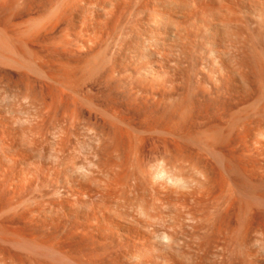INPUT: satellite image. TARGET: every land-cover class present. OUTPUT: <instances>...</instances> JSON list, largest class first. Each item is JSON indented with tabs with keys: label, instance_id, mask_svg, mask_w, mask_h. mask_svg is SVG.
Listing matches in <instances>:
<instances>
[{
	"label": "rangeland",
	"instance_id": "374dc122",
	"mask_svg": "<svg viewBox=\"0 0 264 264\" xmlns=\"http://www.w3.org/2000/svg\"><path fill=\"white\" fill-rule=\"evenodd\" d=\"M92 1L0 0V264H119V261L120 264H187L188 259L192 258L189 253L191 255L192 253L195 254L192 249L197 251L198 247H203V244L207 242L202 240L206 237L202 239L200 237L204 235V232L210 231L211 233V230L207 229L209 225L217 232L220 231L218 228H221L218 233L213 230V233L218 234L215 236L216 238L220 237L222 240L223 235L225 236V233H227L223 240L227 237V241L224 242L227 244L229 241L231 246L228 248L226 244H221L223 247L220 246L222 240V242L218 241L219 243H216L219 247L215 244L218 238L215 241V238L212 237L214 241L211 240L214 244L209 243L208 239V243H205L207 247H201L203 250L214 251L212 248L214 245H216L214 246L215 250L220 248L218 250L223 249L226 251L227 249L229 251V249H234V247L237 249L239 246L242 248L245 246L242 242L243 238L246 241L245 243H248L247 234L245 233V235L239 231L240 224L244 222L243 219L246 217L244 213L247 211L246 215L251 220L254 217L260 218L264 215V210L261 211V208L256 206L257 204L248 203L249 194L244 195L246 192L252 193L254 190H256L255 194H264V191L257 192V190H261L260 187L263 186L262 181H264V175L262 176V172H264V134L259 135L260 128H264L261 127L264 124H261L264 120V56L244 55L245 58L238 57L232 60V65L235 66L236 64L235 69L238 68L236 70L239 72L235 71L239 74H234V70L232 72L207 70L206 72L200 58L190 57L188 54L184 55L181 51L178 52L180 47H177V49L171 46L173 51L177 49V54L170 49L168 50V46L164 51H157L154 46V49H149L151 48L149 44L151 42H148L150 40L147 41V38L150 39V32L147 30L151 31L152 29L151 25L148 26L151 23L147 24V22L152 18L148 20L153 11L151 13L148 9L152 8L153 1L156 0H149V2L148 0H141L145 5H149V3L150 6L152 5L151 7L148 6L147 9L144 4H139V0V3L136 0H120L121 2L119 0H101V2L96 0L95 2L94 0L95 3ZM110 2L111 4H109ZM117 2L118 4H116ZM105 5L106 7H103ZM109 6L117 9L113 8L114 12L109 13V11H113V9L110 10ZM124 6H128L129 10L132 6L134 7L131 8L130 14H128L129 10L128 8L125 9ZM132 9H139L141 12L138 10L140 14H137L138 12L136 11V13ZM144 12L149 13L146 15L147 19L146 16H143ZM134 14L136 18H140V24L144 23L142 26H144L146 35H144L143 27L140 25L142 28L140 29V26H138V19L136 21V24H138L131 27V22L136 19L133 18ZM151 16H154V14ZM144 17L148 20L147 22ZM129 19L130 21H128ZM136 28H139L140 32L143 30V33H140ZM136 31L140 36L138 33L135 34ZM141 37L142 42L139 40ZM123 43L127 44L124 45ZM121 44L123 45L122 49L119 48ZM168 44L171 45L172 43ZM147 46H150L147 48L148 50L144 48ZM117 48L119 49L117 50ZM115 50L117 52L113 53ZM150 50L153 51V54ZM154 51L158 53L156 54ZM132 53L137 54L133 55ZM116 54H118V57H115ZM113 55L114 63L111 64ZM177 56L182 57V60ZM183 56L186 57L185 59L189 57L188 61L190 62L183 60ZM109 63L111 67L109 66L108 70L111 71L110 74L113 73L110 75L111 78L107 71ZM156 63H159V65ZM191 65L193 66L190 67ZM113 66L118 71H114ZM143 66L158 69H155L151 74H146L142 69ZM113 71L118 72L120 75L116 74L113 77ZM120 72L125 76H121ZM174 74L176 76L173 78ZM116 77L121 78L119 82L122 83H119ZM136 87L139 89H135ZM131 88L135 93L132 92ZM123 89L124 91H122ZM135 96L136 98H134ZM113 97L115 106L108 104L112 103ZM220 98L222 99L221 103L224 99L232 101L225 103L227 106L222 103L224 110L227 109L225 110L227 111L225 112L226 116L219 115L221 117L217 116V118L221 119H214L218 115L216 114L218 110L216 112L213 109H216L217 105H222L219 102ZM235 99L236 105L232 103ZM102 100L105 104L107 101L108 105H106L109 108L104 107L105 104ZM225 100L224 102H226ZM137 103L140 105L137 106ZM229 104L234 106L230 107ZM110 105L113 108H110ZM151 105L153 106L151 107L152 110L149 107ZM115 107L117 108V110L115 109L116 112L114 111ZM227 107H230V110ZM181 110L183 113L189 111L187 112L188 119L186 121L188 126H191L187 128L186 121L185 126L184 124H178L182 127L181 130L183 129V133L179 134L180 130H177V133L175 131L178 125L174 124L175 128L172 125L179 122L173 121L180 116ZM202 110L203 113H200ZM177 111L178 113H176ZM220 111L219 113H224L223 110ZM204 112H211V114H205ZM140 113H143L145 118L150 116L151 118L145 120ZM151 113L153 114L149 116ZM147 114L148 116H146ZM209 114L215 115L213 121L209 118L211 117ZM126 116L127 119L132 118L133 121L131 119L130 121L127 120L131 124L126 121ZM223 116L225 117L224 120L222 119ZM138 117L139 119H137ZM154 117L156 119L161 117L166 120H159L160 125H158ZM185 118L181 116L180 121ZM207 118L210 122L212 121V124ZM201 119L205 121L202 122ZM144 120L146 123L148 120V125ZM153 120L156 122H153ZM160 121L161 123L163 121V124ZM132 122L133 124L137 123L135 126L138 130L141 128L139 130L141 133L142 129L149 125H154L153 127L158 125L157 130L160 128L161 130H159L160 132L155 131L156 128L152 129L151 126L148 129L146 128L147 130L144 129L148 131V136L150 134L151 138L148 140L147 133L143 132L146 137L143 140L147 141L140 139V142L142 140L145 144L140 143L138 136L141 133L138 132L137 128L134 129ZM217 122H220L219 124L223 123L219 126ZM123 123L126 124V127L123 126ZM144 123L146 126H144ZM154 123L157 125L155 126ZM161 125L168 127V130L161 127ZM210 125L211 127L207 129H212L213 132L210 133L211 130L208 132L210 134L216 133L213 136L211 135L212 137L204 129L205 126ZM241 126L243 129L246 127L243 130ZM127 127L134 132L130 131L131 138L130 136L127 137L129 133L124 130ZM151 129L158 133L155 134ZM199 129L200 131H198ZM202 129L207 133L202 132ZM163 130H167V133L170 131L174 133L178 146L185 148L181 149L183 153L174 149L173 146H178L175 141V145L173 143L175 138L171 140L173 133H169L172 134V137L169 134H163L164 136L168 135L165 138L171 141L166 142V139L161 135L164 132ZM261 133H264V129ZM160 135L162 136L160 140H165L166 146L163 144L165 151L171 143L173 146L169 147L173 151H177L173 152L169 149L174 153L173 155H175V152H180L181 157L184 154L186 158L191 159L190 161H182L190 162L191 165L193 159L192 163L195 162L197 168L195 164L192 165L194 168L192 166L188 168V163V165L185 164L187 168L185 166L177 167L176 165L180 163L177 161L180 160L179 155L177 154V158L174 156L173 159L170 151V157L173 159L171 163L176 160L177 164L175 162V166L172 165L173 168H168L170 162H166L164 159L166 157L163 158L161 155L167 154V159L170 157L168 151L162 154L164 150L162 149V143L159 141ZM203 136L207 137L204 138ZM206 139L210 142L209 144H206ZM131 140H133V143ZM200 140H204V144L207 146L205 145L206 147L202 148L204 145ZM129 142L133 145L131 147L138 149L139 153L136 152L139 156L143 157L145 152L143 158L145 160L140 159V161L145 162L147 159V162H145L147 164L142 165V167L139 166L140 169L133 165L135 160L132 159L136 158L137 153L135 154L134 148H129ZM134 142L146 146L140 147L142 149L139 150V147L136 148L137 145L135 147L137 143ZM157 142H159L158 145L161 143V146L159 145L161 150L158 147L156 148ZM139 143L138 146H140ZM167 143H169L168 146ZM154 144H156L155 151H153L154 148L150 149ZM208 145L210 148H214V150L212 148V154L208 152ZM126 148L127 150L128 148L132 149L133 151H131L135 156L133 157L134 154L130 153V150L127 151V153L129 152L127 154ZM146 151H148V155ZM215 151H217L216 155ZM156 157H159V159H156ZM160 157L164 160H160ZM218 157L219 159L221 157L222 160L220 159V161ZM186 158L183 157L182 159ZM158 160L165 161V164L168 163L166 164L167 170L173 169L172 174L169 173L172 175L170 176L173 177V174L178 175L179 179L181 178L178 182L183 181L182 185H179L176 181L177 176L174 178L176 179L174 182L177 183L173 182L178 185L176 189H173L176 187L174 184L175 187H168L170 182H153L152 175L154 172L151 174L150 165ZM143 162L140 165L144 164ZM231 165L234 166V171H232L233 167L231 168ZM235 168H245L246 171L250 168L251 170L248 169L249 173H247L249 175L252 172V174L248 178L246 172V175L243 172L245 169H241L242 180L245 181V178L248 180L249 178L254 179L249 180L251 182L258 180L260 182H257L259 189L257 185L255 189L251 188L254 185L250 182L251 185L249 186L248 181H246V184H248L246 185L237 174L239 171L236 172ZM254 168L256 172L261 168L263 169L257 174L253 172ZM224 169L231 170L234 174L230 171L229 173L228 170L226 172ZM253 173L254 176L255 173L257 175L255 178ZM259 173L263 178H257L260 175ZM171 180L173 181V179ZM238 180L241 181L238 182ZM241 182H244L245 188H250V191L245 188L241 190ZM255 182L254 184H256ZM235 183H237V186ZM179 186H181L180 191H178ZM238 189L245 191V193L242 192L244 193L242 194ZM225 203L230 205L224 210L226 213L223 211L226 208ZM232 203H236V206L233 207L235 204L232 205ZM228 208L234 209L231 211ZM247 208L250 211H256L254 217L252 212L251 216L248 214L249 210ZM101 211L103 216L100 213ZM112 216H116V218ZM249 217H246V219L249 220ZM124 219L130 220V222L131 220H135L134 222L138 220L139 222L133 225L130 222L128 224ZM141 219L149 220L152 224H148L149 230L152 228V230L157 231L146 233L148 228L146 231L144 227L143 229L140 227L141 223L144 222ZM145 222L147 223L146 220ZM215 222L216 225H214ZM246 222H244L245 225ZM139 223L140 225L136 226ZM212 223L215 228L213 225L211 226ZM145 224L142 223L143 226ZM241 225L247 227L243 223ZM225 228L229 231L222 230ZM243 230L245 231V229ZM163 231L168 232L169 235L166 236ZM157 232H161L160 234L163 232L166 237H159L162 239L157 241L159 235ZM171 232L177 234L174 233V237L179 236L180 240L178 241L182 240L187 251L191 247V251L185 254L183 252H186V250H181L183 246L181 247V242L178 244L177 241L181 253L187 255V258L188 255L190 256L188 259L185 255H176L179 248L178 250L174 249L175 245L170 243L173 241ZM155 233L156 235H154ZM208 233L206 234L209 235ZM238 233L244 235L239 234L238 236ZM231 234L233 235L231 237L234 240L233 244L229 239ZM169 236L172 238L171 241H169ZM155 237H157V240ZM234 237L236 240L241 239L240 244L237 242L239 246H236ZM165 239L167 242L163 241ZM199 239L203 241L200 242L202 245L200 243V245H197ZM161 240L164 246L167 247L170 243L169 246L172 247L173 245V247L170 249L167 247V250H164L166 248L158 243L162 242ZM137 241H140V243ZM125 242L131 243L125 244ZM108 243L109 245H107ZM111 243L113 246L110 245ZM144 243L145 245L147 243V245H143ZM154 243L157 248L153 245ZM166 243L168 244L166 245ZM123 244L124 247L121 246ZM209 244H213L212 247ZM127 245L131 247L128 248ZM224 246L226 249H224ZM134 247H136V250H133ZM140 247H142V250H140ZM144 247L149 248L150 252L148 253L149 250ZM172 249L177 253L173 252ZM202 249L197 252H201L200 255L203 257L205 252ZM172 252L174 255H172ZM175 257H183V259L180 258V260ZM133 258L136 260H132ZM210 258L212 259V257ZM114 259H118V262ZM201 260L203 259H195L194 263L201 264ZM189 261H192V259Z\"/></svg>",
	"mask_w": 264,
	"mask_h": 264
},
{
	"label": "bare ground",
	"instance_id": "6f19581e",
	"mask_svg": "<svg viewBox=\"0 0 264 264\" xmlns=\"http://www.w3.org/2000/svg\"><path fill=\"white\" fill-rule=\"evenodd\" d=\"M94 1V0H93ZM92 1V2H93ZM103 1V0H102ZM108 1H110V0H108ZM120 1V0H119ZM122 1V0H121ZM120 1V2H121ZM125 1V0H124ZM124 1H123V3H124ZM129 1H131V0H129ZM129 1H128V4L130 5V3H129ZM137 2H138V0H136ZM140 1V3L139 4H141L142 3V1L141 0H139ZM145 1V0H144ZM95 2H96V0H95ZM95 2H93V3H95ZM100 2H101V0H100ZM113 2V1H112ZM136 2V3H137ZM148 2H149V0H148ZM154 2V4H153V6H152V8H150V9H152V10H150V9H148L151 13H152V11H153V14H154V16H151V15H153V14H150V16H149V18H148V20L150 19V21L149 22H147L148 20H146L147 19V14H149V13H147V12H144V15L143 16H146V19H145V17H144V19L146 20V22H147V24H149V23H151V24H149L148 26H150L151 25V31L150 30H147V31H149L150 32V39L149 38H147V41L148 40H150V41H148V42H151V43H149L150 44V46H151V48H149V49H156L157 51H164L166 48H167V46H168V50L170 49L171 51H173L172 50V48H171V46L173 47H180V49L178 50V52L179 51H181V53H183L184 55L185 54H188L190 57L191 56H196V57H198V58H200L201 60H202V66H203V68L204 69H206V72H207V70L208 71H213V72H218V71H221V72H232L233 70H234V74H236L237 72L236 71H238V70H236V69H238V68H236L235 69V66H236V64H235V66L234 65H232L233 64V62H232V60H235V59H237L238 57H241V58H245V56L244 55H251V56H264V0H156V1H153ZM115 3V2H114ZM109 4H111V2L109 3ZM116 4H118V2L116 3ZM139 4L138 5H136L137 7L139 6ZM142 4H144V6H147L146 7V9L148 8V6H150V3H149V5H145V3H142ZM152 4V3H151ZM103 5V4H102ZM134 5V4H133ZM116 6V5H115ZM143 6V5H142ZM150 6V7H151ZM103 7H106V5L105 6H103ZM108 7V6H107ZM110 7V10L111 9H113L114 7H112V6H109ZM112 7V8H111ZM125 7V6H124ZM123 7V8H124ZM134 6H132L131 8H133ZM136 7V8H137ZM126 8H128V6H126L125 7V9ZM131 8H130V10H131ZM142 8V7H141ZM140 8V9H141ZM115 10L117 9V8H114ZM114 9H113V11L111 10V11H109V13L110 12H114ZM128 10H129V8H128ZM130 10L128 11V14H130L129 12H130ZM133 10V9H132ZM135 10V11H134ZM133 11L134 12H138V10L137 9H134ZM141 10H143V9H141ZM108 11V10H107ZM140 11V10H139ZM144 11V10H143ZM142 11V12H143ZM146 11V10H145ZM126 12V11H125ZM136 12V13H137ZM141 12V11H140ZM135 13V14H136ZM146 13V14H145ZM135 14H134V17L133 18H136L135 17ZM137 14H140L139 12L137 13ZM107 15V14H106ZM109 15V14H108ZM110 15H112V14H110ZM137 17H138V15H137ZM128 18H130V17H128ZM137 19H138V21H139V17L138 18H136L135 20L134 19H132V20H134L135 21V23H134V21H132L131 23V27H133V25L135 26V24H136V21H137ZM141 19H143V18H141ZM143 19V20H144ZM127 21V20H126ZM128 21H130V19L128 20ZM128 21L126 22L127 24H128ZM141 21V20H140ZM138 22L137 24H138V26H142V25H144V23L143 24H140L141 22ZM143 22V21H142ZM129 24H130V22H129ZM136 24V25H137ZM141 26H140V29H142L141 28ZM143 27V30H144V26H142ZM130 28V27H129ZM145 28H147V27H145ZM149 28V27H148ZM131 29V28H130ZM139 32H140V30H139V28H136ZM132 30V29H131ZM142 30V31H143ZM140 32V33H143V32ZM131 33V32H130ZM129 33V34H130ZM138 32L136 31L135 32V34H137ZM144 33H145V30H144ZM139 34V33H138ZM147 34H149V33H147ZM144 35H146V33L144 34ZM138 36V35H137ZM139 36H140V34H139ZM142 36H143V34H142ZM143 37H145V36H143ZM146 37H148V36H146ZM140 41L142 40V37H141V39H139ZM138 40V41H139ZM137 41V43H139ZM143 41V40H142ZM141 41V42H142ZM169 41V42H168ZM148 42H146V43H148ZM168 43H172L171 45L170 44H168ZM124 44V43H123ZM127 43H125L124 45H126ZM140 44V43H139ZM149 44H147V45H149ZM152 44V45H151ZM138 45V44H137ZM141 45V44H140ZM181 45H182V47H181ZM119 46V45H118ZM122 44H121V46H119V48L121 47V49H122ZM143 46H145V45H143ZM150 46H147V47H144V48H148V47H150ZM153 46H154V48H153ZM137 47V46H136ZM119 48H117V50L119 49ZM124 48V47H123ZM130 48V47H129ZM135 48V47H134ZM140 49H141V47H139ZM133 49V48H132ZM131 49V50H132ZM137 49V48H136ZM143 49V48H142ZM174 49V48H173ZM178 49V48H177ZM176 49V50H177ZM117 50H115L113 53H116L117 52ZM148 50V49H147ZM175 49H174V51H173V53H176L177 51H176ZM124 51H125V49H124ZM123 51V52H124ZM135 51V50H134ZM151 51V50H150ZM120 52H121V50H120ZM127 52H128V50H127ZM129 52H131V51H129ZM143 52V51H142ZM146 52V51H145ZM149 52V51H148ZM152 52V54H153V51H151ZM156 51H154V53H155ZM122 53V52H121ZM158 52H156V54H157ZM160 53V52H159ZM172 52H171V54H173ZM181 53H179V54H181ZM133 54V53H132ZM134 54H137V53H134ZM133 54V55H134ZM145 54V53H144ZM166 54V53H165ZM177 54V53H176ZM176 54H173V55H175L176 56ZM178 54V55H179ZM118 54H116L115 55V57L117 56ZM139 55V54H138ZM168 55V54H167ZM187 55V56H188ZM129 56V55H128ZM145 56V55H144ZM148 56V55H147ZM160 56V55H159ZM242 56H244V57H242ZM113 57H114V55L111 57V59L113 60V62L111 61V64L112 63H114V59H113ZM118 57V56H117ZM133 57V56H132ZM152 57V56H151ZM177 57H179L180 58V56H177ZM184 57V56H183ZM247 57V56H246ZM144 58V57H143ZM149 58V57H148ZM167 58V57H166ZM182 58V57H181ZM180 58V60H182ZM186 57H184L183 58V60H187V62H190V61H188L189 59V57H187V59H185ZM119 59V58H118ZM145 59V58H144ZM192 59H193V57H192ZM197 59V58H196ZM150 60V59H149ZM194 60H195V58H194ZM132 61V60H131ZM152 61V60H151ZM158 61V60H157ZM199 61V60H198ZM115 62H117L116 60H115ZM123 62V61H122ZM232 62V63H231ZM117 63H119V62H117ZM185 63H186V61H185ZM193 63V62H192ZM197 63V62H196ZM230 63H231V65H230ZM234 63H235V61H234ZM157 65H159V63H156ZM184 64V63H183ZM114 65H119V64H114ZM186 65H188V64H186ZM193 65H194V63H193ZM193 65H191L190 67H192ZM109 66H110V63H109V65L107 66L108 68H107V71L109 72ZM115 66V67H116ZM121 66V65H120ZM198 66V65H197ZM111 67V66H110ZM126 67V66H125ZM136 67V66H135ZM162 67H163V65H162ZM171 67V66H170ZM187 67H189V66H187ZM201 67V66H200ZM117 68V67H116ZM123 68V67H122ZM198 68V67H197ZM112 69H114V66L112 67ZM142 69H143V71L146 73V74H151V73H153L154 72V70L155 69H158V68H153V67H148V66H143L142 67ZM124 70V69H123ZM201 70V69H200ZM236 70V71H235ZM240 70V69H239ZM114 71H118L117 69L115 70L114 69ZM113 71V72H114ZM119 71H120V69H119ZM159 71V70H158ZM157 71V72H158ZM111 72V71H110ZM110 72H109V76L110 75H112V74H110ZM239 72V71H238ZM121 73V72H120ZM130 73V72H129ZM144 73V74H145ZM160 73V72H159ZM120 75L118 72L117 73H115L114 72V75H113V77L115 76V75ZM161 74V73H160ZM159 74V75H160ZM199 74H200V72H199ZM223 74V73H222ZM237 74H239V73H237ZM128 75V74H127ZM126 75V76H127ZM158 75V74H157ZM164 75V74H163ZM121 76H125V74L124 75H122V73H121ZM161 76V75H160ZM176 75L174 74V76H173V78L175 77ZM112 76H110V78H111ZM118 77H120V76H118ZM117 78V77H116ZM149 78V77H148ZM161 78H162V76H161ZM160 78V79H161ZM164 78V77H163ZM204 78V77H203ZM219 78V77H218ZM113 79V78H112ZM124 79V78H123ZM131 79V78H130ZM177 79V78H176ZM216 79V78H215ZM117 80H118V82L119 81H121V78H117ZM175 80V79H174ZM148 81V80H147ZM164 81H166L165 80V78H164ZM219 81V80H218ZM217 81V82H218ZM151 82V81H150ZM224 82V81H223ZM119 83H122V82H119ZM134 83V82H133ZM140 83V82H139ZM138 83V84H139ZM165 83V82H164ZM163 83V84H164ZM130 84H132V82H130ZM160 84V83H159ZM167 84H169V83H167ZM175 84H176V81H175ZM121 85V84H120ZM124 85V84H123ZM125 85H126V83H125ZM129 85V84H128ZM225 85V84H224ZM227 85H228V83H227ZM226 85V86H227ZM133 86V85H132ZM131 86V87H132ZM143 86V85H142ZM175 86V85H174ZM221 86V85H220ZM124 87H126V86H124ZM123 87V88H124ZM135 87V86H134ZM155 87H158V86H155ZM165 87V86H164ZM173 87V86H172ZM218 87V86H217ZM159 88V87H158ZM163 88V87H162ZM166 88H167V86H166ZM166 88H164V89H166ZM176 88V87H175ZM174 88V89H175ZM222 88V87H221ZM130 89V88H129ZM128 89V90H129ZM132 89V88H131ZM135 89H139V88H135ZM154 89V88H153ZM173 89V90H174ZM239 89V88H238ZM133 90V89H132ZM177 90V89H176ZM223 90V89H222ZM122 91H124V89L122 90ZM130 91V90H129ZM154 91V90H153ZM165 91V90H164ZM127 92V91H126ZM133 93H135V91L133 90L132 91ZM132 92H130V93H132ZM140 92V91H139ZM142 92V91H141ZM217 92V91H216ZM226 92V91H225ZM239 92V91H238ZM133 93H132V95H133ZM147 93H149V92H147ZM153 93V92H152ZM217 93H219V92H217ZM222 93V92H221ZM233 93V92H232ZM150 94V93H149ZM166 94V93H165ZM222 95V94H221ZM130 96V95H129ZM128 96V97H129ZM137 97H138V94L136 95ZM136 96L134 97V98H136ZM152 96V95H151ZM155 96V95H154ZM227 96V95H226ZM229 96V95H228ZM227 96V97H228ZM127 97V98H128ZM147 97H148V95H147ZM146 97V98H147ZM221 97H223V96H221ZM240 97V96H239ZM149 98V97H148ZM223 98H226V97H223ZM105 99V98H104ZM103 99V100H104ZM116 99V98H115ZM163 99H164V96H163ZM227 99H229V98H227ZM237 99V98H236ZM236 99L235 100H233L234 102H232V103H234V105H236L235 103H236ZM239 99V98H238ZM102 100V101H103ZM109 100V99H108ZM117 100V99H116ZM128 100V99H127ZM225 100V99H224ZM224 100H223V102L222 103H226L227 104V102L228 103H230V101H232V100H225L226 102H224ZM240 100V99H239ZM100 101V100H99ZM109 101H111V100H109ZM108 101V102H109ZM147 101V100H146ZM217 101H219V100H217ZM217 101H216V105H217ZM221 101H222V99L220 98V103H221ZM113 102H114V97H113V101H112V103H108V104H113ZM129 102V101H128ZM144 102H145V100H144ZM160 102V101H159ZM237 102H240V101H237ZM103 103L105 104V102L103 101ZM142 103H143V100H142ZM142 103L140 102V104H141V106H142ZM161 103V102H160ZM221 103V104H222ZM98 104V103H97ZM97 104H95V105H97ZM101 104V103H100ZM103 104V105H104ZM106 104H107V101H106ZM104 105V107H106L107 105ZM127 104V103H126ZM138 105L137 106H139L140 104L139 103H137ZM225 104V106H227ZM238 104V103H237ZM99 105V104H98ZM114 105V104H113ZM144 106H145V104H143ZM155 105V104H154ZM160 105V104H159ZM158 105V106H159ZM233 105V104H232ZM232 105H228V106H232ZM233 105V106H234ZM115 106V105H114ZM136 106V107H137ZM223 106V104L222 105H220V106H216L217 108L216 109H213L214 111H216V110H218V112L216 113V114H218V115H216L215 113V115H216V117L214 118V119H218L219 117H221V116H219V115H224V116H226L225 115V112H227V111H225V110H227V109H225L224 110V107H222ZM96 107H99V106H96ZM100 107H102V106H100ZM108 107V106H107ZM117 107V106H116ZM114 108V111L116 112V110H117V108ZM150 107V109L152 110V108L151 107H153L152 105L151 106H149ZM187 107V106H186ZM195 107V106H194ZM215 107V106H214ZM230 107H227L229 110H230ZM109 108V107H108ZM110 108H113V107H111V105H110ZM138 108V107H137ZM137 108H135L136 110H138ZM140 108H143V107H140ZM184 108V107H183ZM219 108H221L222 110H223V114H221V113H219V111L221 110V109H219ZM226 108V107H225ZM116 109V110H115ZM132 109V108H131ZM145 109V108H144ZM147 109V108H146ZM186 109H188V108H186ZM205 109V108H204ZM203 109V110H204ZM106 110V109H105ZM108 110H110V109H108ZM133 110V109H132ZM135 110V111H136ZM142 110V109H141ZM150 110V111H151ZM203 110L200 112V113H203ZM211 111L212 113L214 112V111ZM221 110V111H222ZM112 111V110H111ZM149 111V112H150ZM182 111V110H181ZM206 111H209V110H206ZM220 111V112H221ZM133 112V111H132ZM139 112H140V110H139ZM142 112H144V111H142ZM187 112H189L188 110H187ZM185 113V111H184V113L186 114H184L183 113V111L181 112V113H183L182 115H181V113H180V116H178V117H180L179 119H178V117H177V119L175 120L174 119V121L173 122H178V123H173V125H172V127H174V124H186V119H188L187 118V114L188 113ZM211 112H207V113H210L211 114ZM145 113V112H144ZM154 113V112H153ZM153 113H151V114H149V116L150 115H152ZM176 113H178V111L176 112ZM205 113V112H204ZM207 113H205V114H207ZM137 114H138V112H137ZM140 114H142L143 115V113H140ZM209 114V115H210ZM128 115H129V113H128ZM159 115V114H158ZM162 115V114H161ZM178 115V114H177ZM215 115H210L211 117H209V118H211V120L213 121V116H215ZM134 116V115H133ZM132 116V117H133ZM139 116V115H138ZM146 116H148V114L146 115ZM154 116V115H153ZM166 116V115H165ZM176 116V115H175ZM181 116H182V118H185V119H183V120H181L180 121V119H181ZM184 116V117H183ZM201 116V115H200ZM206 116V115H205ZM204 116V117H205ZM217 116H219L218 118H217ZM223 116V120L225 119V117ZM131 117V116H130ZM142 117V116H141ZM156 117V116H155ZM154 117V118H155ZM163 117V116H162ZM126 118V121L127 120H129L130 121V119H131V121H133L132 120V118H129V119H127L128 117L126 116L125 117ZM143 118L146 120V118H151V116L150 117H144V115H143ZM143 118H142V120H143ZM158 118H160V119H156L157 120V122H158V125H160L159 124V120H161V119H163V118H161V117H158ZM206 118V117H205ZM205 118H203V119H205ZM209 118H207L208 119V121H209ZM124 119V118H123ZM133 119H136V118H133ZM137 119H139V117L137 118ZM152 119H153V117H152ZM165 119V118H164ZM163 119V120H164ZM206 119V120H207ZM219 119H221V118H219ZM144 120V121H145ZM166 120V119H165ZM255 120V119H254ZM258 120V119H257ZM129 121H127L128 123H129ZM135 121H137V120H135ZM134 121V122H135ZM141 121V120H140ZM140 121H138L139 123H140ZM144 121H142V122H144ZM155 120H153V122H154ZM172 121V120H171ZM170 121V122H171ZM186 121V122H185ZM199 121H200V119H199ZM201 121H202V119H201ZM205 121V120H204ZM204 121H202V122H204ZM211 121V122H212ZM217 121V120H216ZM222 121V120H221ZM256 121V120H255ZM255 121H253V122H255ZM259 121V120H258ZM264 120H262V122H261V124L262 123H264L263 122ZM156 122V121H155ZM210 122V121H209ZM210 122V124H212ZM215 122V121H214ZM253 122H251V123H253ZM257 122V121H256ZM255 122V123H256ZM127 123V126L129 125V124H131V123H129L128 124ZM145 123H146V121H145ZM145 123H144V126H146V125H148L147 123H148V120H147V123H146V125H145ZM160 123H161V121H160ZM192 123V122H191ZM194 123V122H193ZM192 123V124H193ZM200 123V122H199ZM218 123V122H217ZM220 123V122H219ZM218 123V124H219ZM223 123V122H222ZM221 123V124H222ZM245 123H247V122H245ZM249 123V122H248ZM257 123H259V122H257ZM132 124H133V122H132ZM137 123H135V124H133V126H134V129L135 128H137L135 125H136ZM142 124V123H141ZM155 124V123H154ZM161 124H163V121H162V123ZM165 124V123H164ZM167 124L169 125V123H168V121H167ZM166 124V125H167ZM172 124V123H171ZM185 124H184V126H185ZM190 124V123H189ZM196 124V123H195ZM201 124V123H200ZM199 124V125H200ZM221 124H219V126L221 125ZM254 124V123H253ZM125 125V127H126V124L125 123H123V126ZM138 125H140V124H138ZM157 124H155V126H156ZM157 125V127H159ZM176 125V126H177ZM187 128H189V126H191V125H189L188 126V122H187ZM213 125H215V124H213ZM217 125V124H216ZM215 125V126H216ZM250 125V124H249ZM256 125V124H255ZM121 126V125H120ZM130 126H132V125H130ZM132 126V127H133ZM149 126H151L152 127V129H154V128H156V130L155 131H159V130H161V128L159 129V130H157L158 128L157 127H153L152 125H149ZM149 126H146V128L148 129V128H150ZM170 126V125H169ZM179 126V125H178ZM178 126L176 127V133H177V130H180L181 132H179V134H181V133H183V129L181 130V126H179V129H178ZM184 126H183V128H184ZM196 126V125H195ZM215 126H213V127H215ZM122 127V126H121ZM124 127V128H125ZM161 127H164V129L166 128L167 130H168V127H165V126H162L161 125ZM172 127L170 128L171 129V131H172ZM197 127H198V124H197ZM196 127V128H197ZM202 127V126H201ZM211 127V125L210 126H205V130H207V132L208 131H210V133L211 132H213L212 131V129H207V128H210ZM212 127V128H213ZM244 127V126H243ZM246 127V126H245ZM245 127H244V129H245ZM261 127H264V124H263V126H261ZM146 128H144L145 130H147ZM175 128V127H174ZM195 128V129H196ZM199 128V127H198ZM241 128H242V126H241ZM119 129H120V127H119ZM141 129V128H140ZM139 129V130H140ZM144 129H142V133L143 132H145V134L148 132V131H145ZM151 129V130H152ZM201 129V128H200ZM200 129L198 130V131H200ZM214 129V128H213ZM243 129V128H242ZM243 129V130H244ZM261 130L259 131V135H262V134H264V133H261V131H263V129L262 128H260ZM120 130H122V129H120ZM125 131H128V133H129V135L127 134V137L128 136H130L131 134H130V131H132V129H129L128 127H127V129H124ZM136 130V129H135ZM137 130H138V128H137ZM139 130H138V132H139ZM144 130V131H143ZM167 130L165 131V130H163L164 132L162 133V131H161V135L164 137V139H166L165 137H167V136H164V135H166V134H169L170 132H168L167 133ZM185 130V129H184ZM189 130V129H188ZM197 130V129H196ZM195 130V131H196ZM239 130V129H238ZM242 130V131H243ZM149 131H150V129H149ZM153 132H155L154 130H152ZM194 131V132H195ZM241 131V132H242ZM246 131V130H245ZM133 132V131H132ZM160 132V131H159ZM202 132H204V133H207V132H205V131H203V129H202ZM244 132V131H243ZM134 133V132H133ZM139 133H141V132H139ZM140 134L141 136H142V138H141V136L139 135L138 136V138H139V142H140V139H142L143 140V138H146L144 135V133L143 134ZM156 133H158V132H155V134ZM171 133H173V132H171ZM209 132H208V135H214V134H216V133H214V134H210ZM164 134V135H163ZM203 134V133H202ZM137 135V134H136ZM154 135V134H153ZM160 135V136H161ZM133 136V135H132ZM135 136V135H134ZM147 136H148V133H147ZM151 135L149 134V136H148V140H149V138H151L150 137ZM162 136L159 138V141L162 143V149H163V147L164 146H166L165 145V140L162 142L160 139L162 138ZM169 136H171L172 137V134H169ZM177 136V135H176ZM211 136V137H212ZM204 137V136H203ZM207 136H205L204 138H206ZM232 137V136H231ZM261 137H263V136H261ZM130 138H131V136H130ZM136 138V137H135ZM138 138H136V139H138ZM154 138H156V137H154ZM169 138V137H168ZM173 138H175L174 137V133H173V137L171 138V140L173 139ZM190 138V137H189ZM264 138V137H263ZM191 139V138H190ZM213 139V138H212ZM229 139H230V137H229ZM141 140V142H143ZM155 140V139H154ZM233 140V139H232ZM231 140V141H232ZM132 141V143H133V140H131ZM145 141H147V140H145ZM152 141V140H151ZM150 141V142H151ZM171 142L170 141V139L169 140H167L166 139V142ZM174 141H175V143H176V138L173 140V143H174ZM200 141H202V140H200ZM205 141H207V139L205 140ZM139 142H134V143H137V144H135V147H136V145H137V147L136 148H138L139 147V150H141L142 148H140V147H143V146H146V145H142V144H140ZM149 142V141H148ZM153 142V141H152ZM131 142H129V144H130V147L129 148H134V147H131V146H133V145H131L132 144ZM138 143L140 144V146H138ZM147 143V142H146ZM158 143L159 142H157V146H156V148L158 147V149H160L161 147V143L158 145ZM175 143H174V145H175ZM201 143V142H200ZM210 142L209 141H207L206 142V144H209ZM163 144H164V146H163ZM168 144L169 143H167V146H168ZM202 144L204 145V146H202V148H204V147H206L207 145L206 144H204V140L202 141ZM201 144V145H202ZM228 144H229V142H228ZM226 144L227 146H231V144ZM155 145L156 144H154V146L152 145L151 147H150V149L151 148H154L155 147ZM172 144L170 143L169 144V146H171ZM176 145L178 146L179 144L178 143H176ZM200 145V144H199ZM200 145V146H201ZM206 145V146H205ZM212 145V144H211ZM233 145V144H232ZM128 146V145H127ZM147 146H148V144H147ZM167 147V150L165 151L164 149V153L162 152V154H165V153H167V151H168V154H169V157H170V154H171V156H172V158L174 157V156H176V158H177V154L179 155L178 157L180 158V160L182 161V160H189L190 161V159L191 158H189L188 156V158H186V156H184V154H182L183 152H182V150L183 149H185V148H181V146H178V147H176V146H173L174 147V149H176V150H178V151H180V152H182L181 154L183 155L182 157L180 156V152H178V153H176L177 151L176 150H174V151H176L175 152V155H173L174 153V151L170 148V147ZM214 146V145H213ZM208 147H209V151L208 152H210V154H212V148H210V146L208 145ZM128 148V150H130L129 152L130 153H133L132 151V149H129ZM146 148V147H145ZM165 148V147H164ZM187 148V147H186ZM149 149V148H148ZM169 149H171V151H173V152H171ZM180 149V150H179ZM182 149V150H181ZM127 148L125 149V151H126V153H127ZM132 150V151H131ZM161 150V149H160ZM159 150V152H161ZM211 150V151H210ZM213 150H214V148H213ZM134 151H135V154L138 152V149L136 150L135 148H134ZM137 151V152H136ZM153 151H155V148H154V150ZM169 151L171 152V153H169ZM128 152V153H129ZM148 151H146V154L148 155V153H147ZM127 153V154H128ZM139 153V152H138ZM138 153H137V155H136V158L134 157L135 156V154L133 155V159L132 160H135V162L134 161H132V162H134V167H138L139 169H140V167H142V165H146L145 164V162H147V159H146V161L145 162H143L145 159H143L144 158V153H143V157L142 156H139L138 155ZM153 153V152H152ZM216 153H217V151H215V155H216ZM150 154H151V151L149 152V156H150ZM154 154V153H153ZM153 154H152V156H153ZM160 154V153H159ZM220 154V153H219ZM142 155V154H141ZM161 155V154H160ZM138 156L140 157L139 158V160L137 159L138 158ZM151 156V157H152ZM155 156V155H154ZM161 156H163V158L164 157H166V158H164L165 159V161L167 162V161H169L170 163H171V161L175 158H169V159H167V154L166 155H161ZM218 156V155H217ZM142 157V158H141ZM183 157H185L186 159H182ZM146 158H148V156H146ZM159 159V157H156V159ZM137 159V160H136ZM140 159H143V161H140ZM155 159V158H154ZM164 159H162V157H160V160H164ZM167 159V160H166ZM218 159H219V157H218ZM220 159H221V157H220ZM219 159V160H220ZM160 160H158V161H160ZM180 160H177L178 162H180L178 165H176L177 167L179 166V168L180 167H184L185 166V164H187L186 163V161H182V164H181V161ZM193 160V159H192ZM192 160H191V165H190V162L187 164L188 165V168H189V166L191 167L192 165H194L195 164V162H194V164L192 163ZM222 160V159H221ZM220 160V161H221ZM148 161H149V159H148ZM164 161V162H165ZM141 162H143L144 164H141L140 165V163ZM176 162V160L175 161H173V163H169V165H168V168L169 167H171V168H173L172 167V165L173 166H175V163ZM139 164V165H137V164ZM183 163H184V165H183ZM165 164V163H164ZM166 164H168V163H166ZM166 164H165V166H166ZM176 164H177V162H176ZM231 164V163H230ZM132 165V166H133ZM135 165H137V166H135ZM183 165V166H182ZM140 166V167H139ZM195 166H196V164H195ZM225 166H226V163L224 164V168H225ZM133 167V168H134ZM177 167H175V168H177ZM186 168H187V166H185ZM193 167V166H192ZM228 167H229V163H228ZM231 168L233 167V169H232V171H234V166H230ZM167 168V169H168ZM194 168V167H193ZM196 168H197V166H196ZM227 168V167H226ZM230 168V169H231ZM239 168H235V170H236V172L237 171H239V173L237 172V174L241 177V180H242V176L240 175V174H242V172H241V169L242 168H240L239 170H238ZM245 168H243L242 170H244ZM248 169H250V168H248ZM248 169H247V171H246V169L243 171L244 172V174H245V172H246V176H247V178L249 177V175H251L252 174V172H251V174H249L248 175ZM253 169V168H252ZM263 168H261V169H259L257 172H259V171H261ZM226 172H227V170L226 169H224ZM251 170V169H250ZM231 172V173H233L231 170H228V172ZM152 172V173H151ZM150 173L151 174H153V171H151ZM168 172L169 173H171V172H173V169L171 170V169H169L168 170ZM229 172V173H230ZM248 172V173H247ZM253 172H256L255 171V168H254V171ZM256 172V173H257ZM256 173H255V176H254V173H253V176H254V178L257 176L256 175ZM263 174H262V176L264 175V172H262ZM133 174H135V173H133ZM150 174V175H151ZM172 174V173H171ZM170 174V175H171ZM234 174V173H233ZM258 174V173H257ZM260 174V173H259ZM174 176L172 177V179H173V181L172 180H170V181H165V182H170V183H168L169 185H168V187H173L174 185H176V184H174V183H177L179 180H181V178L179 179V176L178 175H176V174H173ZM238 175H236V176H238ZM153 176V175H152ZM172 176V175H171ZM175 176H177V180L176 179H174L175 178ZM238 176V177H239ZM261 176V174L257 177V178H263ZM247 178H245L246 180L244 181V180H242V181H244L245 182V184H246V181H248V184L251 182V181H249V180H254V179H251V178H249V180L247 179ZM253 178V177H252ZM256 178V179H257ZM174 180H176L177 182H174ZM241 180H238V182L239 181H241ZM262 180V179H261ZM260 181V180H259ZM164 182V181H163ZM174 182V183H173ZM180 182V181H179ZM178 182V184L179 185H182V182L181 183H179ZM237 182V183H238ZM243 182V183H244ZM254 182L255 181H253V182H251V183H253L252 185H254V187L252 186L251 188H256L255 186L258 184V183H260V182H258V180L255 182L256 184H254ZM258 182V183H257ZM172 183V184H171ZM237 183H235V185L237 184ZM242 182L240 183V185H241V187H240V189L241 190H243L242 188H245V186H244V184H243ZM262 183H263V186H264V181H262ZM166 185H167V183H165ZM174 184V185H173ZM184 185H185V183H183ZM248 184H246V185H248ZM172 185V186H171ZM239 185V186H240ZM242 185H243V187H242ZM251 184H249V186H250ZM237 186V185H236ZM259 186H261V185H259ZM263 186H261L260 187V189L261 190H257V192H260V191H264V188L262 189V187ZM175 187V186H174ZM178 187V185H176V187L175 188H173V189H176ZM184 187V186H183ZM182 187V188H183ZM248 187V186H247ZM179 190L178 191H180L181 190V186H179ZM185 188H187V186L185 185ZM238 188V187H237ZM257 188L259 189V187H258V185H257ZM240 189H238V190H240ZM245 189H248V188H245ZM239 191V192H244L245 193V191ZM251 190H253V189H251ZM247 191H250V188L247 190ZM256 190H254V192H255ZM254 192H252V193H242V194H244L245 196H247L248 194H249V197H250V199H249V201H248V203L249 202H252V204L254 203V204H257L256 206H259L258 207V209H260L261 211L262 210H264V194L263 193H260V194H258V193H254ZM247 194V195H246ZM223 202V201H222ZM225 202V201H224ZM228 204H229V202L228 201H226ZM236 202V201H235ZM228 204H224V206H226V208L225 209H223V211L224 210H226L227 209V207H229L230 205H228ZM235 204V205H234ZM251 204V203H250ZM253 204V205H254ZM232 205H234L233 207H235L236 206V203H232ZM243 207V206H242ZM245 207V206H244ZM229 209V208H228ZM232 209H234V208H230L229 210H231L232 211ZM249 211H248V214H250V216H251V212H252V216L254 217V213L256 212V211H250V209L249 208H247ZM245 210V209H244ZM246 211V210H245ZM225 212V211H224ZM230 212V211H229ZM229 212H227V213H229ZM250 212V213H249ZM258 212H260V211H258ZM257 212V213H258ZM264 212V211H263ZM101 214H102V211L100 212ZM226 213V212H225ZM246 213H247V211L244 213V215L246 216V217H249L248 215H246ZM257 213H256V215H257ZM102 216H103V214H102ZM244 216V217H245ZM257 216H259V214L257 215ZM256 216V217H257ZM113 217V216H112ZM112 217H110L111 219H112ZM246 217L243 219V221L244 222H246L245 220H247V221H250V222H246V225L244 224V222H242L243 223V225L244 226H247V227H243L241 224H240V230L239 231H241V232H243L244 234L246 233L247 234V237L246 238H248V240H247V242L248 243H245L246 241H244V238L242 239V242L244 243H242L243 245H245V246H243L242 248H240L241 246H239V245H237L238 243L240 244V240L241 239H239V240H236V238H235V243H236V246H239L237 249H235L236 247H234V249H229V251H227V249H226V247L224 248V249H226V251L225 250H218V249H220V248H216L217 250H215V248H214V246H219L218 244H216V243H219V242H222V240L225 238V236L227 235V233H225V231H224V233H225V236L223 235V239L221 240L220 239V237H217L218 239H220V240H218L215 236L216 235H218V234H215V233H218V232H220L221 231V228H218V229H220V231H215L213 228H211L210 227V225H209V227H210V229H209V227L207 226V229L208 230H211V233H210V231H208V232H204L203 234L205 235L206 233H208L209 235H207L206 234V236H204V235H202L201 237H200V239H202V238H204V237H206L205 239H202L203 241L205 240V241H207V242H205V243H208V239H209V243H213V241H214V239L213 238H215V241H216V239H217V241L215 242V244L216 245H214L213 247L211 246V245H213V244H209L213 249H214V251H212L211 250V248H210V246L208 247L210 250H211V252L210 251H207L206 249L205 250H203L202 248L204 247V248H206L207 246V244H203V247L202 246H200V247H198L199 249H202L205 253H204V258H205V260H204V258L200 255V253L201 252H197V251H199V249L196 251V249L195 250H193L192 249V251H194V253L195 254H193L192 253V255H191V253H189V251H191V247L188 249L189 251H187V249L184 247L185 246V244L184 243H182V240L181 241H178V240H180L179 239V236H177V238H176V236L174 237V233L175 232H171L170 234H171V236H172V234H173V241H175L174 243H172V242H170L171 244H174L175 246V248L174 249H177L178 250V248H179V246H178V244H180V242H181V247L183 248H181V250H183V251H185L186 250V252H183V253H189L190 254V256L192 257L191 259H192V261H189V260H191V259H188L190 256L188 255V258H187V255H185V254H182L181 252L182 251H180V248H179V250L176 252V251H174V249H172L173 250V252H176L175 254L176 255H185L186 256V258L188 259V263L187 264H196V263H194L195 262V259H203V260H201L202 261V263L201 264H264V215H263V217L261 216L260 218H253L252 220H251V218L248 220V219H246ZM104 218V217H103ZM113 218H116V216L115 217H113ZM117 219H118V217H117ZM147 219H149V218H147ZM147 219H141L142 221H144V222H142L141 220V222L142 223H146L145 222V220L147 221V223L143 226L142 225V223H141V225H140V223L139 224H136V226L137 225H140V227H141V229H143V227H144V229L146 230L147 228V232L146 233H148L149 231L152 233L153 231H154V229L152 230V228L149 230V228L150 227H148V224H150V225H152L151 223H150V221L149 220H147ZM104 220H105V218H104ZM114 220V219H113ZM125 220V219H124ZM126 222H128V224H129V222H130V220H125ZM124 221V222H125ZM133 220H131V222H130V224H135V223H138L139 221L137 220L136 222H132ZM149 222V223H148ZM119 223V222H118ZM132 225V226H133ZM146 225H147V227H146ZM213 225V223L211 224V226ZM214 225H216V222H215V224ZM214 225H213V227H214ZM131 226V227H132ZM139 227V226H138ZM215 228V227H214ZM245 229V231L243 230V229ZM247 228V229H246ZM136 229V228H135ZM242 229V230H241ZM152 230V231H151ZM215 231V233H213L214 231ZM217 230V229H216ZM222 230H227V228H225V229H222ZM143 231V230H142ZM155 231H157V230H155ZM154 231V232H155ZM207 231V230H206ZM229 230H227V232H228ZM159 232V231H158ZM157 232V233H158ZM164 232V231H163ZM163 232H162V234H160V233H158L159 235H158V240H157V237H155L156 238V240L157 241H159L160 239H162V238H159V237H162L163 236V238L164 237H166V236H168L169 235V233L168 232H164L165 233V235L166 236H164L163 235ZM119 233V232H118ZM141 233V232H140ZM139 233V234H140ZM145 233V232H144ZM166 233H168V234H166ZM243 233H238V236H239V234H243ZM110 234H112V233H110ZM124 234V233H123ZM176 234V233H175ZM215 234V235H214ZM243 234V235H244ZM245 234V235H246ZM105 235V234H104ZM113 235V234H112ZM150 235V234H149ZM153 235V234H152ZM154 235H156V233L154 234ZM177 235V234H176ZM212 235V236H211ZM220 235V234H219ZM222 235H220V236H222ZM135 236V235H134ZM207 236H210V237H208L207 238ZM230 236V235H229ZM228 236V237H229ZM235 236V235H234ZM237 236V237H238ZM121 237V236H120ZM129 237V236H128ZM149 237V236H148ZM153 237V236H152ZM170 237V236H169ZM213 237V238H212ZM231 237H233V235L231 234V236H230V242H232V244L234 243V240L231 238ZM102 238V237H101ZM116 238V237H115ZM114 238V239H115ZM123 238V237H122ZM171 237H170V240L169 241H171V239H172ZM222 238V237H221ZM121 239V238H120ZM144 239V238H143ZM152 239H154V238H152ZM169 239V238H168ZM167 239V240H168ZM177 239V240H176ZM200 239H199V242L197 243V245L202 241H200ZM207 239V240H206ZM213 241H212V240ZM144 240H147L146 238L144 239ZM226 241H227V237H226V239H225ZM225 240H223V242L225 241ZM233 240V241H232ZM246 240V239H245ZM103 241H104V239H103ZM120 241V240H119ZM125 241V240H124ZM135 241V240H134ZM133 241V243H135ZM148 241V240H147ZM153 241V240H152ZM162 241V240H161ZM163 241H166V239L165 240H163ZM163 241L162 242H158V243H161L162 245H163ZM177 241L179 242L178 244H177ZM202 241V242H203ZM219 241V242H218ZM225 241V242H226ZM254 241H258V246H257V244H255L254 243ZM105 242V241H104ZM121 242V241H120ZM127 242V241H126ZM125 242V244H128V243H131V242H128V243H126ZM137 242H139L140 243V241H137ZM150 242V241H149ZM148 242V243H149ZM167 242V241H166ZM201 242V243H202ZM220 243V246H222V245H224V244H226L225 242L224 243ZM238 242V243H237ZM105 243H107V242H105ZM119 243V242H118ZM132 243V244H133ZM143 243V242H142ZM170 243H169V245H170ZM200 243V244H201ZM116 244V243H115ZM120 244H122V243H120ZM161 244H158V245H161ZM165 244V243H164ZM168 243H166V245H167ZM199 244V245H200ZM222 244V245H221ZM227 244H229V245H227ZM226 244V246H227V248L228 247H230L231 246V243H229V241H228V243ZM104 245H106V244H104ZM107 245H109V243L107 244ZM110 245H112L113 246V244L111 243ZM139 245V244H138ZM143 245H145V243L143 244ZM143 245H142V247H143ZM146 245H147V243H146ZM145 245V246H146ZM153 245H155V243L153 244ZM167 246L169 249L170 248H172L173 247V245H172V247L171 246ZM176 245H177V248H176ZM202 245V244H201ZM121 246H123L124 247V244L123 245H121ZM134 246V245H133ZM136 246H137V244H136ZM150 246V245H149ZM157 245H155V247H156ZM164 246V245H163ZM186 246H188V245H186ZM206 246V247H205ZM219 246V247H220ZM232 246H234V245H232ZM127 247H128V245H127ZM131 246H129L128 248H130ZM142 247H140L141 249L140 250H142ZM151 247V246H150ZM154 247V246H153ZM167 247L166 246H164V248H166V249H164V250H167ZM202 247V248H201ZM223 247V246H222ZM221 247V248H222ZM112 248V247H111ZM128 248H126V249H128ZM144 248H146L147 250H149L148 251V253L150 252V249L149 248H147V247H144ZM157 248V247H156ZM136 250V247H134L133 248V250ZM159 249H160V247H159ZM120 250H121V247H120ZM139 250V249H138ZM138 250H137V252H138ZM140 250H139V252H140ZM146 250V251H147ZM156 250V249H155ZM172 250H170V251H172ZM201 250V251H202ZM146 251H144L145 253H146ZM152 251V250H151ZM180 251V252H179ZM203 251H202V255H203ZM115 252V251H114ZM113 252V253H114ZM129 252H130V250H129ZM132 252V251H131ZM135 252V251H134ZM160 252V251H159ZM164 252V251H163ZM173 252H172V255H174L173 254ZM112 253V254H113ZM126 253H127V251H126ZM141 253H143V252H141ZM148 253H146V254H148ZM153 253V252H152ZM171 253V252H170ZM115 254V253H114ZM129 254H131V253H129ZM135 254V253H134ZM138 254V253H137ZM140 254V253H139ZM169 254V253H168ZM197 254V255H196ZM119 255V254H118ZM122 255V254H121ZM143 255V254H142ZM141 255V256H142ZM193 255H194V257H195V259H194V257H193ZM196 255V256H195ZM111 256V255H110ZM116 256H117V254H116ZM123 256L125 257V255H124V252H123ZM128 256H131V255H128ZM185 256H183V257H185ZM198 256V258H196ZM199 256H201V257H199ZM208 256V257H207ZM132 257V256H131ZM130 257V258H131ZM183 257H180L181 259H183ZM210 257H212V259L210 258ZM129 258V259H130ZM135 258V257H134ZM134 258L132 259V260H134ZM140 258V257H139ZM144 258V257H143ZM158 258V257H157ZM175 258H177V257H175ZM180 258H177V259H180ZM209 258V259H208ZM116 259V258H115ZM114 259V260H115ZM153 259V258H152ZM176 259V260H177ZM180 259V260H181ZM187 259H184V260H187ZM194 259V260H193ZM211 259V260H210ZM111 260H113V259H111ZM118 260V259H117ZM117 260H115V261H117ZM136 260V259H135ZM134 260V261H135ZM160 260V259H159ZM166 260V259H165ZM179 260V261H180ZM183 260V261H184ZM130 261V260H129ZM174 261V260H173ZM197 261V260H196ZM200 261V262H201ZM204 261V262H203ZM118 262V261H117ZM119 264H120V261L118 262ZM122 263H123V261H122ZM136 263V262H135ZM156 263V262H155ZM171 263V262H170ZM184 263H185V261H184ZM114 264H116V263H114ZM124 264V263H123ZM128 264V263H127ZM132 264V263H131ZM181 264V263H180Z\"/></svg>",
	"mask_w": 264,
	"mask_h": 264
},
{
	"label": "clouds",
	"instance_id": "9594fccd",
	"mask_svg": "<svg viewBox=\"0 0 264 264\" xmlns=\"http://www.w3.org/2000/svg\"><path fill=\"white\" fill-rule=\"evenodd\" d=\"M150 171L154 172L152 176L154 183L170 181L172 179L163 161H157L153 165H150ZM254 243L258 246V241H254Z\"/></svg>",
	"mask_w": 264,
	"mask_h": 264
}]
</instances>
